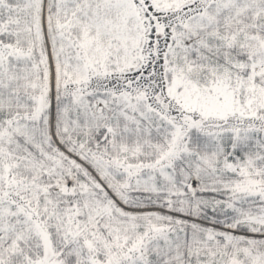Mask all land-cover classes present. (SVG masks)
<instances>
[{"label":"snow or ice","instance_id":"6c2138e0","mask_svg":"<svg viewBox=\"0 0 264 264\" xmlns=\"http://www.w3.org/2000/svg\"><path fill=\"white\" fill-rule=\"evenodd\" d=\"M0 264H264V0H0Z\"/></svg>","mask_w":264,"mask_h":264}]
</instances>
